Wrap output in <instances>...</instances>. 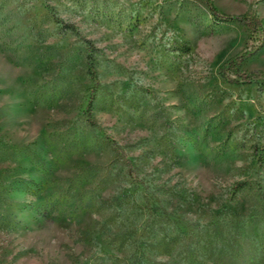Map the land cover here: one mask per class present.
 Masks as SVG:
<instances>
[{
  "label": "rangeland",
  "instance_id": "obj_1",
  "mask_svg": "<svg viewBox=\"0 0 264 264\" xmlns=\"http://www.w3.org/2000/svg\"><path fill=\"white\" fill-rule=\"evenodd\" d=\"M260 42L205 0H0V264H264V84L220 69Z\"/></svg>",
  "mask_w": 264,
  "mask_h": 264
},
{
  "label": "trees",
  "instance_id": "obj_2",
  "mask_svg": "<svg viewBox=\"0 0 264 264\" xmlns=\"http://www.w3.org/2000/svg\"><path fill=\"white\" fill-rule=\"evenodd\" d=\"M207 3L210 11L212 14L221 20L225 21H239L243 24H245L249 29H251L254 32H259L261 36V42L259 46L262 43V39L264 38V20L260 18L259 16L252 15V16H246V15H234V14H228L221 12L217 9V7L211 2V0H205ZM258 47H252L241 50L231 58H229L226 62H224L220 69L222 71H231L233 74L237 76V79L234 82H243V83H252L254 81H260L264 84V71H252V72H242L241 71V65L245 59L252 56Z\"/></svg>",
  "mask_w": 264,
  "mask_h": 264
}]
</instances>
